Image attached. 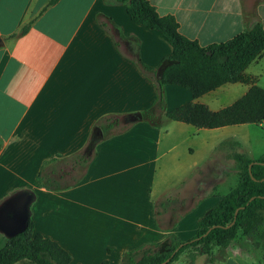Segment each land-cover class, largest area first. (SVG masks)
<instances>
[{"label":"crops","instance_id":"crops-1","mask_svg":"<svg viewBox=\"0 0 264 264\" xmlns=\"http://www.w3.org/2000/svg\"><path fill=\"white\" fill-rule=\"evenodd\" d=\"M148 1L160 15H173L180 33L200 45L226 41L256 22L264 28V0ZM48 2L0 0V202L15 193L14 202L3 206L7 212L0 220V248L23 227L17 223L16 208L26 195L32 198L28 215L34 233L64 248L69 264H121L125 252L170 234L191 238L198 219L222 198L221 189L233 179L229 160L234 161L236 145L244 149L236 131L244 125L262 127L264 122L205 128L164 121V115L187 102L205 104L212 114L251 86L264 88V51L237 82L199 97L167 84L161 112L100 141L77 184L47 190L36 178L42 162L79 150L98 118L150 112L154 107L156 84L129 54L156 66L172 53L166 38L133 22L123 3ZM98 15L118 26L122 38L102 28ZM194 183L199 194L190 193ZM169 190L192 204L184 206L188 208L181 216L166 214L162 226L155 200ZM23 213L26 216V210ZM224 250L221 260L210 257L207 264H262L238 248ZM201 256L195 264H205Z\"/></svg>","mask_w":264,"mask_h":264},{"label":"trees","instance_id":"trees-1","mask_svg":"<svg viewBox=\"0 0 264 264\" xmlns=\"http://www.w3.org/2000/svg\"><path fill=\"white\" fill-rule=\"evenodd\" d=\"M57 1L49 0L48 5ZM106 2L125 4L130 19L158 30L170 44L172 53L162 58L156 66L147 65L136 55L129 54L140 70L156 84L154 107L150 112L111 113L98 118L79 150L42 162L36 178L47 190H62L77 184L95 158L96 145L100 141L126 131L138 121L151 120V114L161 112L167 84L185 87L193 97H199L225 83L237 82L243 69L260 51H264V28L258 22L226 41L200 45L198 41L180 33L178 21L173 15H160L148 0ZM97 20L112 37L122 38L120 28L109 18L98 15ZM27 27L28 24L24 25L20 32L24 33ZM115 43L117 45V40ZM163 120L181 121L205 128L263 123L264 88L251 86L232 104L212 114L205 104L187 102L165 113ZM234 160L238 183L198 219L194 236L182 240L176 234H170L163 241L125 252L121 264H161L165 261L164 264H172L181 254H186V264H195L198 256L211 255L214 246L227 248L239 229L242 228L245 234L257 230L264 213V154L253 160L244 152H235ZM177 189L175 187L172 191ZM172 191L155 200L156 215L162 226H165L163 217L166 214L178 217L188 208H184V199ZM14 194L2 200L0 208ZM70 259V254L56 241L34 233V223L30 217L23 228L8 237L0 248V264H15L22 260L31 264H69Z\"/></svg>","mask_w":264,"mask_h":264},{"label":"rangeland","instance_id":"rangeland-1","mask_svg":"<svg viewBox=\"0 0 264 264\" xmlns=\"http://www.w3.org/2000/svg\"><path fill=\"white\" fill-rule=\"evenodd\" d=\"M152 115L153 114H151V116ZM236 132L241 140L244 149L239 150L236 145L235 152H240V151L244 153L247 152L248 155L251 156L252 158H259L264 154V125L262 127H258L255 125H244ZM228 168L229 170H232L234 176L232 181L226 183V187L221 189L223 193H226L229 190H231L233 187H235V185L238 183L239 180V175L236 173L235 170V160L234 161L229 160ZM195 187H196V183L192 184V187H189V189H191L190 193L194 192L195 194H199L200 192L196 191ZM200 188H202V185L200 186ZM11 200L14 202L15 198L14 199L12 198ZM21 200L22 201L20 202L19 209L16 208V219L20 220V222H17L18 224L24 226L26 219L29 217L28 208L32 198L26 195ZM185 204L187 206H190L192 203L190 200H188V202H186ZM5 207L2 206L0 208V220L5 219L4 212L5 213L7 212V209H5ZM25 210H26V216L25 213H23L25 212ZM13 215H14L13 213H10V216ZM235 248H238L243 254L250 256L251 260L254 261V263L259 262L264 264V213L262 217V223L258 226L257 230H255L251 234H245L242 228L239 229L236 238L225 249H229V251H231L232 249ZM224 253L226 254V250L214 246L212 249V254L209 256L202 255L201 259H204L203 260L204 263L207 264V260H209L210 257L213 258L218 257L217 259L221 260L223 258ZM172 264H186V254H181L179 259L174 261Z\"/></svg>","mask_w":264,"mask_h":264},{"label":"water","instance_id":"water-1","mask_svg":"<svg viewBox=\"0 0 264 264\" xmlns=\"http://www.w3.org/2000/svg\"><path fill=\"white\" fill-rule=\"evenodd\" d=\"M237 213V210L235 211V214ZM166 262V261H165ZM165 262L161 263V264H164Z\"/></svg>","mask_w":264,"mask_h":264}]
</instances>
